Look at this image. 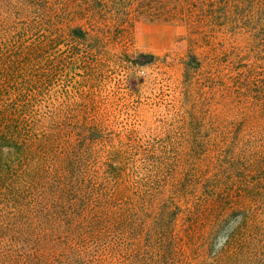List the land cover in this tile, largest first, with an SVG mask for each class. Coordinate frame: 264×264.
<instances>
[{
	"label": "trees",
	"instance_id": "16d2710c",
	"mask_svg": "<svg viewBox=\"0 0 264 264\" xmlns=\"http://www.w3.org/2000/svg\"><path fill=\"white\" fill-rule=\"evenodd\" d=\"M135 21L251 36L234 128L176 153L87 100ZM0 264H264V0H0Z\"/></svg>",
	"mask_w": 264,
	"mask_h": 264
},
{
	"label": "rangeland",
	"instance_id": "374dc122",
	"mask_svg": "<svg viewBox=\"0 0 264 264\" xmlns=\"http://www.w3.org/2000/svg\"><path fill=\"white\" fill-rule=\"evenodd\" d=\"M251 39L218 27L186 30L135 21L113 30L100 48L104 66L97 78L76 86L98 103L116 130L133 129L134 136L164 144L174 138L171 151L179 153L189 146L185 140L219 136L242 118L246 108L232 93L229 60L251 48ZM254 59L252 53L248 60Z\"/></svg>",
	"mask_w": 264,
	"mask_h": 264
}]
</instances>
